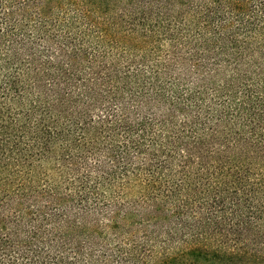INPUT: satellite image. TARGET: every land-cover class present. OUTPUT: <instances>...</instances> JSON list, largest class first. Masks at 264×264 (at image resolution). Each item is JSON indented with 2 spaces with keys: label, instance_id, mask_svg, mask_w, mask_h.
Masks as SVG:
<instances>
[{
  "label": "trees",
  "instance_id": "1",
  "mask_svg": "<svg viewBox=\"0 0 264 264\" xmlns=\"http://www.w3.org/2000/svg\"><path fill=\"white\" fill-rule=\"evenodd\" d=\"M0 264H264V0H0Z\"/></svg>",
  "mask_w": 264,
  "mask_h": 264
}]
</instances>
